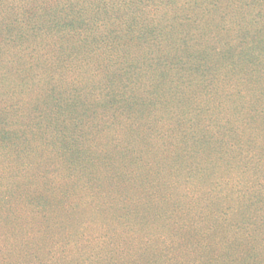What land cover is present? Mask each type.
I'll use <instances>...</instances> for the list:
<instances>
[{
	"label": "rangeland",
	"instance_id": "374dc122",
	"mask_svg": "<svg viewBox=\"0 0 264 264\" xmlns=\"http://www.w3.org/2000/svg\"><path fill=\"white\" fill-rule=\"evenodd\" d=\"M21 2L0 0V20L13 17ZM262 6L213 0L208 11L192 4L197 23L191 31L168 28V40L208 30L220 44L241 23L264 37ZM218 22L223 28L203 29ZM19 27L0 29V264H263L264 240L249 239L233 221L264 202V169L256 192L253 164L244 167L264 146V127L253 115L263 102L256 84L264 56L237 78L215 83L213 100L188 85L179 99L147 107L142 121L138 111L126 117L104 105L94 86L100 73L88 71L101 53L92 54L90 41L106 29L19 37ZM219 70L224 77L228 69ZM148 79L140 91H154ZM49 81L63 97L84 94L76 117L46 109ZM165 87L170 91L171 81ZM43 112L59 130L36 127ZM237 122L250 148L245 156L218 152L209 159L192 137V131L217 136V124Z\"/></svg>",
	"mask_w": 264,
	"mask_h": 264
},
{
	"label": "trees",
	"instance_id": "16d2710c",
	"mask_svg": "<svg viewBox=\"0 0 264 264\" xmlns=\"http://www.w3.org/2000/svg\"><path fill=\"white\" fill-rule=\"evenodd\" d=\"M212 1L185 0L182 8H179L177 6L182 0H22L21 4L14 8V13H11L13 17L9 20L6 18L0 20V29L11 30L12 25L17 27L19 25V37L29 32L59 35L76 30L106 29V33L99 39L90 41L92 54L96 50H101V53L96 51L94 55H98L99 59L93 56L94 70L88 68V71L100 73L98 82L94 84V86L99 84L97 87L100 88L101 93H104L99 99L118 114L128 117L132 112L138 111L139 115L144 116L146 108L156 102H171L179 99L188 85L200 88L204 95L210 96L209 100H213L217 86L215 83L220 79L237 78V71L246 70L263 58L262 31L251 32L244 23L239 24L236 34L230 40L223 38L219 41L220 44L208 35L210 32L208 30L202 31L199 35L190 33L188 40L181 39L174 42L168 40L170 33L168 28L171 32L176 26L191 31L190 29L197 23L198 15L188 12L192 4L203 10L212 11ZM255 2L264 7V0H255ZM185 10L187 13L183 12ZM258 19L255 17L254 20L260 21ZM221 23L218 22L216 25L206 23L213 27L203 29L213 31L223 28ZM259 27L264 31V25ZM86 43L88 42L85 40L79 43V46ZM86 59L90 60V58ZM90 61L92 63V59ZM221 67L228 69L224 77L219 75ZM185 73L189 74L188 81L182 78ZM144 78H149L151 85L155 87L154 91L146 90L149 88L140 91L141 86L144 85ZM167 81H171V89L168 92L164 89ZM259 81L261 83L256 84V88L259 94L261 92L263 102L254 108L253 115L255 124L264 127V70L259 76ZM59 89L50 81L44 88L46 109L54 110L57 116L62 109H65L75 116L74 112L79 106L83 108L86 103L84 94L80 91L79 95L66 98L67 96L63 97L65 93ZM193 105L192 111L198 113L201 108L196 103ZM40 115H42L41 121L35 123L37 128L60 127L56 118H50L44 112ZM136 118L143 121L145 116ZM209 125L204 126L207 128ZM236 125L217 124V136L214 133L200 134L199 131H192V137L195 138L196 143L209 149V151L205 149L209 159L218 152L221 156L226 154H233V157L245 156V151L250 148H244L241 137L242 125L238 122ZM257 148L259 152L255 151V162L251 163V160H248L244 167L248 168L253 164L254 181L256 186H259H255L254 191L259 192L261 181L256 175L264 169V146L259 145ZM233 224L239 228L244 226L249 239L260 237L264 240V202L254 209L253 214L242 215L236 218Z\"/></svg>",
	"mask_w": 264,
	"mask_h": 264
}]
</instances>
